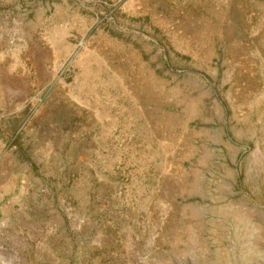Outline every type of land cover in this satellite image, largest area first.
<instances>
[{
    "label": "rangeland",
    "instance_id": "1",
    "mask_svg": "<svg viewBox=\"0 0 264 264\" xmlns=\"http://www.w3.org/2000/svg\"><path fill=\"white\" fill-rule=\"evenodd\" d=\"M0 264H264V0H0Z\"/></svg>",
    "mask_w": 264,
    "mask_h": 264
}]
</instances>
